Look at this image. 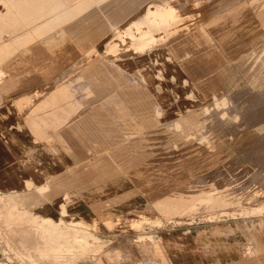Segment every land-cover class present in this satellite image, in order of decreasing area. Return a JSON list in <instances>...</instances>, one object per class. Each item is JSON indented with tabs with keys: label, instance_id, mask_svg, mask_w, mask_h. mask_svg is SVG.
Masks as SVG:
<instances>
[{
	"label": "rangeland",
	"instance_id": "374dc122",
	"mask_svg": "<svg viewBox=\"0 0 264 264\" xmlns=\"http://www.w3.org/2000/svg\"><path fill=\"white\" fill-rule=\"evenodd\" d=\"M163 3L176 14L151 26L144 38L152 44L118 35ZM79 10L64 32L82 34L80 23L86 30L99 21L105 31L90 44L92 31L82 35L79 56L66 58L39 97L64 85L48 99L62 120L51 129L87 143L75 146L85 156L76 165L94 167L96 184L61 185L80 193L25 209L1 192L4 263L173 264L169 238L184 252L175 264H264V0H80ZM43 220L80 236L72 252L55 261L52 247L45 255L12 228L23 224L46 245Z\"/></svg>",
	"mask_w": 264,
	"mask_h": 264
},
{
	"label": "crops",
	"instance_id": "0c3cea01",
	"mask_svg": "<svg viewBox=\"0 0 264 264\" xmlns=\"http://www.w3.org/2000/svg\"><path fill=\"white\" fill-rule=\"evenodd\" d=\"M79 2L0 0L4 6V11H0V193L16 196L19 206L30 207L43 199V202L52 201L58 195L64 199L66 195L80 193L61 190V185L72 186L73 183L78 190L95 183L94 167L86 165L78 169L76 165L77 159L85 157L80 149L87 143H67L61 129H51L50 124L62 120L53 115L57 106L48 104V99L57 95L64 85L39 97L49 83L60 77L58 73L63 70L66 58L71 61L72 57L79 56L80 37L89 28L82 34L64 32L65 25L80 12ZM261 17L264 19V12ZM78 19L80 17L75 20ZM49 28L52 31L49 32ZM33 36L39 38L33 40ZM89 36L87 33L88 42ZM48 67L57 74L49 76ZM37 98V106H32L31 102ZM53 131L59 133L51 136ZM61 206L64 207L63 202L59 208ZM62 207L59 210L63 211ZM167 242L168 256L175 264V240L168 238ZM3 260L0 253V264H5Z\"/></svg>",
	"mask_w": 264,
	"mask_h": 264
},
{
	"label": "bare ground",
	"instance_id": "6f19581e",
	"mask_svg": "<svg viewBox=\"0 0 264 264\" xmlns=\"http://www.w3.org/2000/svg\"><path fill=\"white\" fill-rule=\"evenodd\" d=\"M175 14H176L175 13V9L173 7H171L167 3H163V4L159 5V6L155 5V6L149 7V8L146 9V11H145L144 15L142 16V18H137L136 20H134L131 23H129L128 26H126V29L124 28V29L120 30V33H118V35H120L122 33L124 35L129 36V37H135V42H136L135 45H134L135 47L136 46H141L142 44L144 46H147L148 44H152L153 43V41L151 40L152 38L151 39L150 38H146V39L144 38V35L150 34L149 30L152 29L151 26L158 25L160 20H166V19L169 20L171 18H174ZM117 24H118L117 22L112 23V26L116 27ZM141 25L144 26L142 28V30L141 31L137 30V29L140 28ZM78 28H79V30L81 32H84V33H86V31H88L87 29L86 30L84 29L82 23H80ZM104 28H105V26H103L101 21L94 22L93 26L89 27V29L92 31V33L89 32L90 33L89 42H94L95 40H97L98 39L97 36L101 37L102 34L104 33L103 31H105ZM137 35L138 36L143 35V36L140 37V38H142V39H140V42H139V39L136 38ZM142 48H144V47H142ZM145 108H147V106L143 107L141 112H144ZM143 119L147 120L146 117H143ZM148 121L150 122V124L154 123L151 120V118L149 120H147V122ZM144 124H148V123L145 122ZM259 201H261V200H259ZM222 202H226V200L224 198H220L219 204H223ZM262 205H263V203H262ZM261 208H263V206ZM253 209H255V208H253ZM26 219L29 220L28 217H25L24 219H22V223L24 225H26L25 224V220ZM74 222L75 223H79V221H74ZM23 224H17L14 227H12L15 232H19L20 233V237L18 236V238L21 241L28 242V243H31L33 241V243L35 245H37L39 243L40 246H41L42 251L45 252L44 253L45 255H47L48 252H50L48 250H49L50 247H52V250L54 252H50L51 253L50 257H53L55 261L57 259H60V258L64 257V255L66 254L64 252H68V251L72 252L74 247H73V244L71 243V241L72 240L73 241H77V237H80L79 235H76V234H73V233H70L71 236H68V235H63L62 236L60 230L58 229V225L59 224H58L57 221L53 222L52 220H43L41 226H44L47 229V232L46 233L43 232L44 237L41 236V235H39V236H41L45 240H48V243L46 245H43L41 243L42 241H38L37 242L34 239V236H32L31 233H30L31 229H29L27 227L25 228V226ZM37 228H39V227H37ZM81 238H84V237L82 236ZM182 239H183V242H185L187 240L186 238H182ZM248 240L252 242V245H253L254 248L259 246V244L256 242V240L259 241L257 237H255L254 239L249 238ZM208 242L209 241H207L206 238L204 240H201V244H202L201 248H202V250L208 248L207 247ZM248 249H250V248H248ZM173 252H174L175 256H179L180 252H182L184 254L183 250H180L177 247L173 248ZM245 255H246V253H245ZM258 260H259V258H258Z\"/></svg>",
	"mask_w": 264,
	"mask_h": 264
}]
</instances>
